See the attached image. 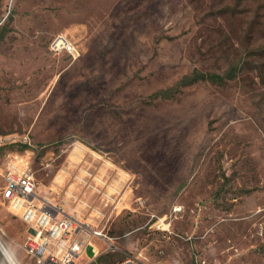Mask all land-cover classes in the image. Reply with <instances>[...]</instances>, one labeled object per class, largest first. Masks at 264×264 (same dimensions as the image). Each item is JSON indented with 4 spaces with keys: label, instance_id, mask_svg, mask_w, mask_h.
<instances>
[{
    "label": "rangeland",
    "instance_id": "374dc122",
    "mask_svg": "<svg viewBox=\"0 0 264 264\" xmlns=\"http://www.w3.org/2000/svg\"><path fill=\"white\" fill-rule=\"evenodd\" d=\"M0 147L20 264L38 263L1 186L27 151L93 235L75 264H264V0H0Z\"/></svg>",
    "mask_w": 264,
    "mask_h": 264
},
{
    "label": "built area",
    "instance_id": "2783aa9c",
    "mask_svg": "<svg viewBox=\"0 0 264 264\" xmlns=\"http://www.w3.org/2000/svg\"><path fill=\"white\" fill-rule=\"evenodd\" d=\"M50 49L55 53L66 52L74 59L81 56V50L65 33L52 39ZM23 141L25 144L29 142L28 137ZM4 165L2 197L9 203L11 210L32 228L27 239V252L35 261L38 264H75L86 244L95 248L96 259L98 250L93 244V235L88 231L87 224L38 194L29 152H9ZM95 234L103 237L101 232ZM6 259L9 264H20L15 258ZM106 264L148 263L137 256L128 255Z\"/></svg>",
    "mask_w": 264,
    "mask_h": 264
},
{
    "label": "trees",
    "instance_id": "16d2710c",
    "mask_svg": "<svg viewBox=\"0 0 264 264\" xmlns=\"http://www.w3.org/2000/svg\"><path fill=\"white\" fill-rule=\"evenodd\" d=\"M220 78V75H218V74H208V73H198V74H196L195 76H194V81H196V80H200V79H210V80H213V81H216L217 79H219ZM25 145L26 144H24V146H23V149H26L25 148ZM27 147V146H26ZM3 148L2 147H0V152H1V150H2Z\"/></svg>",
    "mask_w": 264,
    "mask_h": 264
},
{
    "label": "bare ground",
    "instance_id": "6f19581e",
    "mask_svg": "<svg viewBox=\"0 0 264 264\" xmlns=\"http://www.w3.org/2000/svg\"><path fill=\"white\" fill-rule=\"evenodd\" d=\"M0 250L3 252V254L5 255L6 258L11 259L13 257L12 253L10 252V250L5 246V244L3 243V241L0 238Z\"/></svg>",
    "mask_w": 264,
    "mask_h": 264
},
{
    "label": "crops",
    "instance_id": "0c3cea01",
    "mask_svg": "<svg viewBox=\"0 0 264 264\" xmlns=\"http://www.w3.org/2000/svg\"><path fill=\"white\" fill-rule=\"evenodd\" d=\"M42 197V196H41ZM42 198H44V197H42ZM46 199V198H45ZM27 224V223H26ZM27 226H28V235L29 234H31L32 233V228L27 224ZM93 244L96 246V249H97V245H96V243L95 242H93ZM92 246L91 244H86L85 246H84V249L87 247V246ZM92 249H93V252H94V256L96 255V252H95V248L92 246ZM84 252V251H83ZM83 254V253H82ZM82 256V255H81Z\"/></svg>",
    "mask_w": 264,
    "mask_h": 264
}]
</instances>
